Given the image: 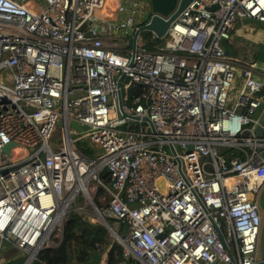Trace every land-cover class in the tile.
I'll use <instances>...</instances> for the list:
<instances>
[{
	"label": "built area",
	"instance_id": "1",
	"mask_svg": "<svg viewBox=\"0 0 264 264\" xmlns=\"http://www.w3.org/2000/svg\"><path fill=\"white\" fill-rule=\"evenodd\" d=\"M107 4L0 0V264L38 262L71 213L115 221L121 264H262L264 63L229 44L264 0H193L135 48L150 0H120L111 35Z\"/></svg>",
	"mask_w": 264,
	"mask_h": 264
},
{
	"label": "trees",
	"instance_id": "2",
	"mask_svg": "<svg viewBox=\"0 0 264 264\" xmlns=\"http://www.w3.org/2000/svg\"><path fill=\"white\" fill-rule=\"evenodd\" d=\"M146 36L150 37V34ZM148 47L151 49L153 46L149 44ZM132 92L135 96H139L143 93V89L135 87ZM78 147L85 155L94 157V152L88 147L87 142H80ZM100 194H103V192ZM108 221L111 225L115 224L114 220L108 219ZM64 231L61 244L57 248L43 252L39 257V261L35 264H85L96 253L105 256L104 264L122 263L123 247L111 237L108 230L101 224L76 213H71ZM17 262L13 263L17 264ZM130 264L138 263L131 262Z\"/></svg>",
	"mask_w": 264,
	"mask_h": 264
},
{
	"label": "water",
	"instance_id": "3",
	"mask_svg": "<svg viewBox=\"0 0 264 264\" xmlns=\"http://www.w3.org/2000/svg\"><path fill=\"white\" fill-rule=\"evenodd\" d=\"M192 1L193 0H150V2H151V14L153 15L152 20L148 25L141 27L140 31H137L135 33V35L133 37V48H135L137 38L139 37L141 32H149V33L153 32L159 38H163L167 34V32L171 26V23L174 21V19L181 12H183L192 3ZM216 9H217V6H214L210 10L214 11ZM176 10H177V12H176L175 16H173V18H171L169 21H166L161 17V16L167 17ZM263 61H264V54H263ZM124 78H125V75H123L121 77L120 81H122ZM120 105H121V108H123V102L121 99H120ZM146 121L150 125L151 129L155 130L154 125L148 119H146ZM59 127H62V122L59 123ZM71 127L75 131H77L78 133H83L85 131H88L87 126L80 127L76 123H72ZM257 134H258V138H259L260 142L264 143V120L262 122V125L258 129ZM260 150L264 154V147H261ZM159 185L161 186V188L164 192L165 188H166L165 182L161 181L159 183ZM260 203L262 205L263 212H264V191L262 193ZM101 224L105 229L108 230L110 235L116 241H118L119 235L112 228L110 222L107 219H105L104 217H102L101 218ZM218 232H219V235H220L222 241L224 242V238H223L221 232L219 230H218ZM259 252L261 255L262 264H264V224H263V231H262V236H261V244H260V251ZM19 253H20V251L17 248H12V249H10L4 253V257H5L4 259L6 260V262H9L15 256L19 255ZM94 255L95 256H93L92 259L85 264H104V261H105L104 257H103L104 255H101L100 253H96Z\"/></svg>",
	"mask_w": 264,
	"mask_h": 264
},
{
	"label": "crops",
	"instance_id": "4",
	"mask_svg": "<svg viewBox=\"0 0 264 264\" xmlns=\"http://www.w3.org/2000/svg\"><path fill=\"white\" fill-rule=\"evenodd\" d=\"M117 17L118 16H116L114 19L113 28L109 35L114 32ZM249 45H253L251 46L252 50H254L252 51L253 53L250 51L252 58L244 59L243 54H240V50L245 51L244 48L242 49V47L245 46V48H250ZM229 51L232 53L233 57H236L243 62L252 63L259 61L264 63V24L258 23L256 21H244L241 23L236 29L231 43L229 44ZM17 261L18 259H12L9 262Z\"/></svg>",
	"mask_w": 264,
	"mask_h": 264
},
{
	"label": "bare ground",
	"instance_id": "5",
	"mask_svg": "<svg viewBox=\"0 0 264 264\" xmlns=\"http://www.w3.org/2000/svg\"><path fill=\"white\" fill-rule=\"evenodd\" d=\"M111 4H112V0H108V4H107V7L105 8V11L103 12V15L99 17L95 22V26L97 27L99 32L102 34H109L113 28L114 20H112V17L115 16L113 14L117 10H115L114 12L111 11Z\"/></svg>",
	"mask_w": 264,
	"mask_h": 264
},
{
	"label": "rangeland",
	"instance_id": "6",
	"mask_svg": "<svg viewBox=\"0 0 264 264\" xmlns=\"http://www.w3.org/2000/svg\"><path fill=\"white\" fill-rule=\"evenodd\" d=\"M121 4H120V0H112V4H111V11H115V10H117L113 15H116V16H118V17H120L121 15H122V13L120 12L121 10H119L120 9V6ZM116 16H114V17H116ZM114 17H112V20H114ZM117 17V18H118ZM250 46V48H251V46H253V45H249ZM244 48V50L245 51H242V50H240V54H243V58L244 59H251L252 58V56H251V53H250V51L252 52V51H254V50H252V48L250 49V48H245V46H243L242 47V49ZM253 53V52H252ZM242 56V55H241ZM57 132H59V130L57 131ZM94 216H92V214L90 213L89 214V216H87V218H89L88 220H91V221H93V222H95L94 221V218H93ZM95 220L97 221V219L95 218ZM112 237V236H111ZM113 238V237H112ZM24 261V258L21 256V257H19L18 258V262H17V264H21V262H23ZM3 264H14L13 262H4Z\"/></svg>",
	"mask_w": 264,
	"mask_h": 264
}]
</instances>
